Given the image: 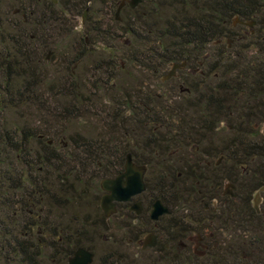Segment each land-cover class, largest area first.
I'll use <instances>...</instances> for the list:
<instances>
[{"label": "flooded vegetation", "instance_id": "af4514ba", "mask_svg": "<svg viewBox=\"0 0 264 264\" xmlns=\"http://www.w3.org/2000/svg\"><path fill=\"white\" fill-rule=\"evenodd\" d=\"M13 1L17 19L9 26L19 19L27 29L13 37L0 28V98L16 97L17 83L27 80L21 97L40 99L36 109L59 129L44 118L48 134L26 129L24 145L7 154L0 138V203L7 197L18 205L14 216L34 212L41 226L56 228L59 264L78 249L94 261L96 240L109 245L99 264H264V76L254 58L264 45L244 44L264 40V28L215 5L231 0H140L134 8L119 0L113 21L128 41L96 43L115 57L93 62L85 78L73 71V108L53 109L46 82L54 1ZM84 50L73 57L75 70ZM126 67L141 76L117 88ZM65 117L81 125L92 119V133L70 131ZM12 126L1 121L0 130ZM23 146L25 155L16 154ZM130 171L142 175V191L112 201L115 212L106 217L101 199L111 193L102 182L122 176L125 188ZM156 202L167 212L153 219Z\"/></svg>", "mask_w": 264, "mask_h": 264}, {"label": "rangeland", "instance_id": "374dc122", "mask_svg": "<svg viewBox=\"0 0 264 264\" xmlns=\"http://www.w3.org/2000/svg\"><path fill=\"white\" fill-rule=\"evenodd\" d=\"M54 4L51 7L52 13L55 19H49V15L47 16V33H48V44H49V63H48V73H47V82L48 85V96H47V103L49 106L55 101H60L59 104L64 107L71 108L72 103H69V99L66 100L62 96L58 94L60 91L59 88H62L63 85L66 86V83L70 80L73 81L72 74L73 71L81 73L84 77L85 75H90L92 63L98 60H111L112 57H115L114 53H106L103 49L96 47V43H108V44H120L123 41H128L129 36H120V42H116L113 40H107V36L101 34L100 37H104L105 39H101L97 37V33H95L96 29L99 30L107 29L105 25H108V19L105 13V7L102 5V2H107V0H100L94 3H88L85 9L79 11L77 8L80 0H53ZM17 2L13 0H0V28L6 29V33H10L14 35L20 36V30L14 28L12 25L9 26L10 21L14 22L17 18L12 17V11L17 7ZM50 9V7H49ZM87 9L85 14L84 22H82V17L84 15V11ZM50 12V11H49ZM141 11L139 10L138 13H135V17H140ZM132 19V17H130ZM135 20V21H134ZM132 19L135 22V26L139 27L136 23L137 19ZM19 22V19H18ZM110 23V22H109ZM111 24V23H110ZM27 29V28H26ZM115 30H119V27L113 28ZM8 30V32H7ZM20 34H19V33ZM101 32V31H100ZM141 37L142 40H148L145 36H138ZM138 37H136L138 39ZM117 38V37H116ZM17 39V38H16ZM85 40V42H84ZM136 44V42L134 41ZM86 48H85V47ZM85 48V50L83 49ZM81 50L85 51V55L80 59L82 60L81 63L78 65L76 70L73 68V64L76 60H73V57L76 56L78 53L81 56ZM121 51V50H120ZM253 52H251L252 55ZM120 54H116L119 56ZM244 57V56H243ZM253 56H251L252 58ZM255 57V56H254ZM249 59V57H244ZM120 59V58H118ZM243 59V58H242ZM121 60V63L126 65L125 62ZM232 67H230L231 69ZM233 70V69H232ZM231 70V71H232ZM141 74L138 71H135L133 68L126 67L124 71L118 73L117 81V88L121 85L122 81H132L137 80ZM85 78V77H84ZM46 80V79H45ZM218 83V81H215ZM28 83L27 80L21 81L17 83V91L21 90L25 84ZM3 85V84H1ZM41 87V86H39ZM18 97V96H17ZM16 98V97H15ZM13 98V100L15 99ZM6 100V99H4ZM24 97H21L20 100L16 99L13 103V107L5 108L11 109L9 113L6 115L0 116V122L2 123L7 122L9 125H13L10 129L16 130L17 133L21 132L22 130H26L32 128L33 130L41 131V134H48L47 131L41 130V125L44 123V118L46 119V123H48L49 129L51 131L57 132L59 127H57V121L54 118L46 117L44 114H41L40 111L36 109V107H40V99H32L29 102H24ZM27 100V99H26ZM21 101V102H20ZM28 101V100H27ZM38 111H36V110ZM6 116V117H5ZM57 120L58 117L54 116ZM64 118V117H63ZM72 117H65V124L66 126L70 124V131H78V133H86L91 134L92 124L90 119H86V125H81L79 123H74L70 121ZM83 119V118H82ZM53 124V126H51ZM63 124V123H62ZM33 126V127H32ZM48 129V125H46ZM68 129V128H67ZM69 130V129H68ZM51 137V134H49ZM223 139L227 138L226 133L222 135ZM222 138V137H221ZM51 139V138H50ZM109 245L103 243L99 240H96L93 243V249L95 252V258L93 264H99L100 262L104 261L106 255H108ZM45 253V252H44ZM153 264L152 261H150ZM39 264H45L44 262H39ZM53 264H55L53 262ZM125 264H147L145 261L136 262L131 258L128 261H125Z\"/></svg>", "mask_w": 264, "mask_h": 264}, {"label": "trees", "instance_id": "16d2710c", "mask_svg": "<svg viewBox=\"0 0 264 264\" xmlns=\"http://www.w3.org/2000/svg\"><path fill=\"white\" fill-rule=\"evenodd\" d=\"M96 1L100 0H80L77 8L79 11H82V9H85L88 3H94ZM119 0H107V2H102V5L105 7V13L107 19H108V25H105L107 29L99 30L96 29L95 33L97 34H104L107 36V40H113L116 41V37L118 39L119 36H117V31L113 28L119 27V30L121 29V25L119 23H115L113 21L114 12H115V6L118 3ZM211 4V3H210ZM53 3L51 1L48 2V8H47V15H49V19H55L51 7ZM216 6H224V11H233L235 10L241 17L246 18H254L257 25V28H264V0H231L230 2H217L215 4ZM50 7V9H49ZM50 11V12H49ZM217 7L214 9L210 8L208 11L209 19L205 20L202 24L204 26H211V19L210 16L212 14H216ZM208 18V17H206ZM48 19V18H47ZM40 22V20H39ZM111 24H110V23ZM14 28L19 29L20 31L24 28H27L26 24L22 25L20 22L16 23ZM101 31V32H100ZM105 31V32H104ZM104 32V33H103ZM19 33V32H18ZM20 34V33H19ZM18 36V35H17ZM114 36V37H113ZM113 37V38H112ZM134 36V38H136ZM264 37V35H263ZM102 39H105L102 37ZM137 40V38H136ZM16 43L19 44L18 41ZM244 44H254V45H264V40H257L254 42H247ZM257 56L254 58L259 59L260 61L257 64V77L264 76V49L257 50L255 53ZM138 56V55H137ZM132 56L133 59L140 58L139 56ZM233 69V68H232ZM231 71V70H230ZM232 72V71H231ZM232 76H234V73H230ZM31 87V83H26L25 86L17 91V96L13 100V98H6L3 96L0 98V111L4 108H11L13 107V102L16 99L21 98V95L27 92ZM58 94L60 97L62 96L66 100L69 99V103H72V107H64L59 104L60 101H55V103L48 106L49 108L53 109H59L64 108L66 109H72L73 108V88L67 87L63 85L62 88H59ZM6 99V100H4ZM25 99V98H24ZM28 100V99H27ZM26 99L24 102H29ZM21 102V101H20ZM40 107H42V104L40 101ZM2 113L0 112V116ZM6 123V122H5ZM1 124V122H0ZM4 124V123H3ZM26 130H22L21 132L17 133L16 130L9 131V130H0V138L4 139V144H2V154H7L9 151H14L16 149V145H19V143L22 145L23 141L26 139ZM4 135V136H3ZM3 136V137H2ZM17 141V143H13V141ZM24 145V144H23ZM18 150V148L16 149ZM24 146L22 147V150L16 154L19 155H25ZM52 195V194H51ZM51 207V205H50ZM16 208H18V205L15 201H11L9 198L5 197L3 201L0 203V264H39V262H44L45 264H59V250H60V244L55 239L56 238V228L55 227H43L40 225L41 218L34 219L35 213L33 212L32 215H26L24 212L17 213V216H14L13 213L16 212ZM38 209L39 206L37 207ZM31 210V209H30ZM41 216L40 213L37 214V216ZM38 220V221H36ZM38 222V224H36ZM45 232H48V236ZM47 238V239H46ZM45 252V253H44Z\"/></svg>", "mask_w": 264, "mask_h": 264}, {"label": "water", "instance_id": "95a60500", "mask_svg": "<svg viewBox=\"0 0 264 264\" xmlns=\"http://www.w3.org/2000/svg\"><path fill=\"white\" fill-rule=\"evenodd\" d=\"M140 3V0H130L131 8H134L137 4ZM120 8L116 11V17H118ZM87 9L84 11V15L82 17V22H84L85 14ZM173 66L172 68H174ZM124 177L127 180V185L123 188L121 184V178H117L115 181H103L101 184V189L105 192H110L111 196H103L101 199L100 208L106 217H109L110 213L114 211V204L112 201H125L143 189L142 175H138L130 171L128 174H125ZM167 211L164 208H161L160 203L156 202L152 209V218L156 219L158 216L166 213ZM154 246V245H151ZM93 262V255L89 252V250L78 249L74 254L73 257L68 260V264H92Z\"/></svg>", "mask_w": 264, "mask_h": 264}]
</instances>
